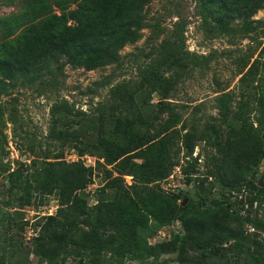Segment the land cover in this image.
Returning <instances> with one entry per match:
<instances>
[{
    "label": "rangeland",
    "instance_id": "rangeland-1",
    "mask_svg": "<svg viewBox=\"0 0 264 264\" xmlns=\"http://www.w3.org/2000/svg\"><path fill=\"white\" fill-rule=\"evenodd\" d=\"M71 2L0 0V16L12 24L0 29V46L10 40L4 45L10 52L24 42L26 27L42 12L72 8ZM142 14L146 27L139 30L137 41L120 48L117 64L85 69L62 58L27 83L0 80L7 85L0 92V255L7 264H48L35 251L32 237L46 226L54 236L62 231L46 218L55 215L65 194L46 163L53 156L84 167L85 183L76 193L91 217L99 198L130 209L142 206L141 196L149 199L144 210L152 224L174 202L169 220L146 237L152 247L123 253L122 264L153 259L193 264L177 217L189 198L200 209L217 212L221 220L228 212L231 219L247 218L243 234L264 240V185L257 184L259 179L264 184V22L253 23L251 39L238 33L214 35L213 14L204 0H150ZM236 15L228 16L231 22L240 20ZM263 17L264 1L248 19ZM166 41L193 59L162 94L141 82L139 71ZM161 103L171 111L159 112ZM113 106L125 108V113H111ZM113 114L132 123L116 128ZM100 115L107 117L102 123L97 121ZM10 116L15 118L14 130ZM70 120L78 122L76 129L61 134L60 123ZM75 141L93 145L95 153H81ZM151 161L156 170H165V177H140L150 170ZM250 182L258 188L249 187ZM173 234L177 249L170 245ZM125 235L132 238L136 231L128 228ZM216 245L207 251L208 263L227 264L217 258ZM58 252L55 264H68L69 259L60 257L62 247Z\"/></svg>",
    "mask_w": 264,
    "mask_h": 264
},
{
    "label": "trees",
    "instance_id": "trees-1",
    "mask_svg": "<svg viewBox=\"0 0 264 264\" xmlns=\"http://www.w3.org/2000/svg\"><path fill=\"white\" fill-rule=\"evenodd\" d=\"M70 1L74 3L72 8H62L58 12H42L34 21V26L26 27L28 36L24 42L14 46L10 52L4 48L10 40L1 43L0 80L14 83L21 79L27 83L62 58H69L71 63L85 69L117 64L121 58L118 52L120 48L137 41L141 37L139 30L147 24L142 8L150 0ZM263 1L254 0L252 3L251 0H204L213 14L211 30L214 35L238 33L251 39L250 34L255 31L253 23L264 22V17L254 21L249 20L248 15L260 8ZM234 12L237 13L236 17L240 18L235 23L228 18ZM6 20L9 19L0 16V29L12 26L11 21ZM260 36H264V27L260 30ZM12 46L13 44L9 45V48ZM191 59L192 55L178 46H173L172 42L160 43L139 71L140 81L148 84L153 91L164 94L185 72ZM251 68L252 63L246 69L247 75L250 74ZM6 86L4 81H0V92H3ZM141 105L144 106V103ZM124 109L113 106L110 112L119 111L123 114ZM157 109L162 113L171 111L167 103L159 104ZM80 114L84 115L83 112ZM114 114L113 125L116 128L132 123H126L127 118H122L125 115ZM9 119L14 130L15 118L10 116ZM104 119L107 117L100 115L97 121L102 123ZM77 123L71 120L68 123L62 121L59 132L64 134L67 129L74 130ZM74 147L81 153H95L93 145L87 142L75 141ZM47 153L45 155H48ZM52 158L54 161L46 162L48 169L53 171L54 180L64 188L65 194L55 215L46 218L55 226L60 225L62 231L54 236L46 226L32 237L35 251L46 258L48 264H55L60 247L63 250L60 257L63 261H66L65 258L69 259L68 264H122L123 253L148 250L152 247L147 243L146 237L152 235L155 227L169 220L171 216H168V213L175 209L173 201L170 200L165 206L164 215L157 216L159 219L153 218L156 223L152 224L147 223L145 212L147 208L144 206L149 199L141 196L139 202L142 206L137 205L130 209L121 202L113 204L99 198L95 215L91 217L88 208L78 204L79 197L76 193L85 183L84 167L75 162L59 159L57 156ZM152 163L151 161L150 170L142 172L140 177L157 173L159 177H165L166 172H161L165 170H156ZM257 184L250 182L248 186L258 188ZM177 217L184 225V239L193 252L191 254L193 264H209L207 251L214 243L217 244L214 246L216 252L218 251L217 258L224 259L227 264H264V240L243 234L241 230L247 218L231 219L228 212L227 219L221 220L217 212H212L209 207L200 209L190 198L178 209ZM128 228L136 231L134 237L129 238L125 235ZM172 236L170 245L177 249L174 239L176 234ZM223 244L225 246H222ZM125 247L127 250L121 252ZM140 256L139 254L137 257ZM0 264H7L4 254L0 255ZM147 264L163 262L153 259Z\"/></svg>",
    "mask_w": 264,
    "mask_h": 264
},
{
    "label": "water",
    "instance_id": "water-1",
    "mask_svg": "<svg viewBox=\"0 0 264 264\" xmlns=\"http://www.w3.org/2000/svg\"><path fill=\"white\" fill-rule=\"evenodd\" d=\"M258 184H259V185H264V184H261V183H260V179L258 180Z\"/></svg>",
    "mask_w": 264,
    "mask_h": 264
}]
</instances>
